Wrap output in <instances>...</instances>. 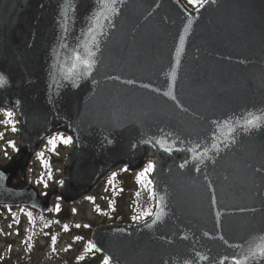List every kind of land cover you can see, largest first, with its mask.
Masks as SVG:
<instances>
[{"label":"water","instance_id":"95a60500","mask_svg":"<svg viewBox=\"0 0 264 264\" xmlns=\"http://www.w3.org/2000/svg\"><path fill=\"white\" fill-rule=\"evenodd\" d=\"M0 75L18 123L0 207L49 214L152 163L153 215L93 230L112 264H264V0H0ZM57 134L73 143L41 194L29 169Z\"/></svg>","mask_w":264,"mask_h":264},{"label":"rangeland","instance_id":"374dc122","mask_svg":"<svg viewBox=\"0 0 264 264\" xmlns=\"http://www.w3.org/2000/svg\"><path fill=\"white\" fill-rule=\"evenodd\" d=\"M184 1L192 9L199 6ZM7 112L0 110V162L13 155L18 144L17 123L13 115L10 119L6 116ZM49 140L29 170L42 192L61 185L62 166L69 146L57 138L53 151ZM145 169L130 174L119 168L91 196L75 204L65 205L55 199L47 218L38 215L37 219L32 218L35 214L23 208H0V264H103L107 258L95 248H89L92 230L106 223L141 221H135L136 210L132 205L134 198L143 197L149 191L146 182L151 180L150 171L143 177L140 175Z\"/></svg>","mask_w":264,"mask_h":264},{"label":"snow or ice","instance_id":"6c2138e0","mask_svg":"<svg viewBox=\"0 0 264 264\" xmlns=\"http://www.w3.org/2000/svg\"><path fill=\"white\" fill-rule=\"evenodd\" d=\"M101 4H103L104 6H108L112 3H114V0H100ZM207 0H189L190 4H194V5H203L204 3H206ZM75 59L78 62L83 63L87 68H91L93 61L89 60V59H82L78 54L76 55ZM4 80V77L2 75H0V83H2ZM12 113L11 112H7L6 116L9 117V119L12 117ZM260 119H264V117H253L252 119H250L248 121V124L255 127L258 126L257 125V121ZM13 131H16L15 127H13L12 129ZM59 138V140L61 142H63L64 144H72V137H65L63 135L57 134V137H53L49 140V144L53 145V151H55V145H56V139ZM12 147H15L14 142H10ZM43 154H41L42 156ZM184 165H181V167H183ZM155 166L152 163H149L147 165V168L145 169L144 172H142L140 175L141 177L145 176L147 172L151 171ZM149 183H151V181H149ZM145 215H150V213H146ZM135 219H141V217H135ZM77 227H80V225H77ZM87 227V225H86ZM76 239H82L81 237H76ZM89 248H95L94 244H89ZM260 255L261 257H264V243L257 245V248L255 251L251 252L252 257H255L256 255ZM249 259L248 256H245L243 260H237L235 262V264H246V261ZM103 264H111V258L105 259Z\"/></svg>","mask_w":264,"mask_h":264},{"label":"trees","instance_id":"16d2710c","mask_svg":"<svg viewBox=\"0 0 264 264\" xmlns=\"http://www.w3.org/2000/svg\"><path fill=\"white\" fill-rule=\"evenodd\" d=\"M149 181H151V180H148V182H146V187H147V189H149L148 193L143 197L134 198V204L132 206L136 210L135 216L141 217V219H135V221L143 220V219L147 218L148 216L151 215V213L154 210L155 196H154V192H153L152 182L149 183ZM150 192H151V197H149ZM138 205L140 207H138ZM146 213H150V215H145ZM36 215L39 216V214L35 213V216L33 215L32 218H36Z\"/></svg>","mask_w":264,"mask_h":264}]
</instances>
